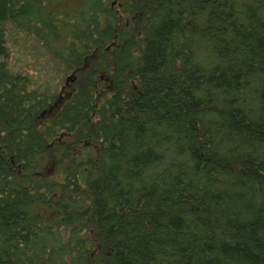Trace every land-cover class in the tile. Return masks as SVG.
I'll return each instance as SVG.
<instances>
[{
  "label": "trees",
  "instance_id": "obj_1",
  "mask_svg": "<svg viewBox=\"0 0 264 264\" xmlns=\"http://www.w3.org/2000/svg\"><path fill=\"white\" fill-rule=\"evenodd\" d=\"M62 1L0 0V264H264V0Z\"/></svg>",
  "mask_w": 264,
  "mask_h": 264
},
{
  "label": "rangeland",
  "instance_id": "obj_2",
  "mask_svg": "<svg viewBox=\"0 0 264 264\" xmlns=\"http://www.w3.org/2000/svg\"><path fill=\"white\" fill-rule=\"evenodd\" d=\"M83 1L63 0L58 3L57 11L61 16L71 15L78 12ZM9 48V62L14 72L24 71L27 75L34 76L36 81L42 84L47 91L50 89L57 91L61 81H66L65 70L55 62L47 51L43 50L35 38L30 39L25 36L20 38L13 32L9 35ZM63 81L62 83H64Z\"/></svg>",
  "mask_w": 264,
  "mask_h": 264
}]
</instances>
